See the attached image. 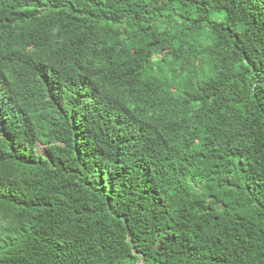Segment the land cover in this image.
Returning a JSON list of instances; mask_svg holds the SVG:
<instances>
[{"label": "trees", "instance_id": "16d2710c", "mask_svg": "<svg viewBox=\"0 0 264 264\" xmlns=\"http://www.w3.org/2000/svg\"><path fill=\"white\" fill-rule=\"evenodd\" d=\"M0 264H264V0H0Z\"/></svg>", "mask_w": 264, "mask_h": 264}, {"label": "rangeland", "instance_id": "374dc122", "mask_svg": "<svg viewBox=\"0 0 264 264\" xmlns=\"http://www.w3.org/2000/svg\"><path fill=\"white\" fill-rule=\"evenodd\" d=\"M42 151V150H41Z\"/></svg>", "mask_w": 264, "mask_h": 264}]
</instances>
